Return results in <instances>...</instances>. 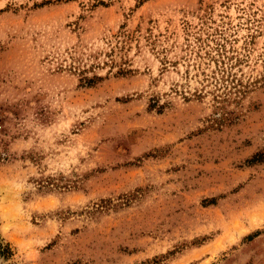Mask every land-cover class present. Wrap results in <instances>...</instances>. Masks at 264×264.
<instances>
[{
    "label": "rangeland",
    "instance_id": "374dc122",
    "mask_svg": "<svg viewBox=\"0 0 264 264\" xmlns=\"http://www.w3.org/2000/svg\"><path fill=\"white\" fill-rule=\"evenodd\" d=\"M0 239L264 264V0H0Z\"/></svg>",
    "mask_w": 264,
    "mask_h": 264
},
{
    "label": "trees",
    "instance_id": "16d2710c",
    "mask_svg": "<svg viewBox=\"0 0 264 264\" xmlns=\"http://www.w3.org/2000/svg\"><path fill=\"white\" fill-rule=\"evenodd\" d=\"M0 241H1V239H0ZM5 249H6V255H4V251H5ZM4 250H1V246H0V254H2L3 255V257H10V255H11V249H10V247H9V245L8 246H6V248H5Z\"/></svg>",
    "mask_w": 264,
    "mask_h": 264
}]
</instances>
